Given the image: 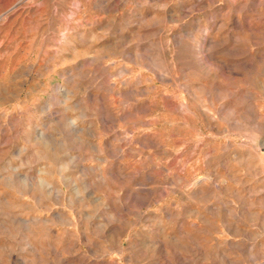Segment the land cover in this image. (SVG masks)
Segmentation results:
<instances>
[{
    "label": "rangeland",
    "instance_id": "rangeland-1",
    "mask_svg": "<svg viewBox=\"0 0 264 264\" xmlns=\"http://www.w3.org/2000/svg\"><path fill=\"white\" fill-rule=\"evenodd\" d=\"M0 264H264V0H0Z\"/></svg>",
    "mask_w": 264,
    "mask_h": 264
}]
</instances>
